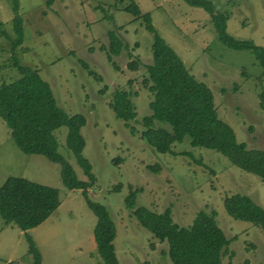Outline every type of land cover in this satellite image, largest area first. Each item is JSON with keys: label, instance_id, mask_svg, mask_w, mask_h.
<instances>
[{"label": "rangeland", "instance_id": "obj_1", "mask_svg": "<svg viewBox=\"0 0 264 264\" xmlns=\"http://www.w3.org/2000/svg\"><path fill=\"white\" fill-rule=\"evenodd\" d=\"M134 1L141 11L150 12L152 25L189 72L210 88L217 114L231 126L236 140L264 150V111L258 97L264 92V74L254 55L224 46L201 7L184 0ZM210 1L215 9L228 14L227 33L264 47V0ZM127 2L18 0L23 24L18 59L38 70L58 106L69 114L84 115L82 155L96 178L85 192L68 189L59 164L40 154L22 152L0 118V185L8 176H19L58 189L56 209L42 223L26 230L39 250L40 264H102L93 237L96 218L85 193L103 204L114 222L113 245L119 264H170L162 253L165 243L141 226L125 207L129 185L141 188L136 194L137 205L157 212L169 206L173 221L179 225L190 224L199 209L214 210L219 227L229 239L221 264H264L262 230L228 216L222 203L225 194L242 193L264 206L260 178L212 149L190 146L187 137L172 145L174 154L157 152L140 137V120L149 113L150 93L142 78L144 65L151 61L152 38L141 19L123 10ZM12 16L10 1L0 0V22L11 36ZM115 28L127 42L132 58L140 61L135 71L126 66V51L113 56L115 69L100 48L107 43L106 32ZM9 55L8 40L0 36V82L19 76ZM116 87L133 92L137 114L128 125L107 104ZM65 134L64 126L55 130L57 151L71 164L77 178L85 180L65 146ZM184 150L190 155L180 154ZM148 165L157 167L156 171ZM116 184H120L118 189H114ZM27 248L23 231L4 224L0 216V264H32Z\"/></svg>", "mask_w": 264, "mask_h": 264}, {"label": "trees", "instance_id": "obj_2", "mask_svg": "<svg viewBox=\"0 0 264 264\" xmlns=\"http://www.w3.org/2000/svg\"><path fill=\"white\" fill-rule=\"evenodd\" d=\"M9 1L13 13L12 36L3 28L2 22L0 36L8 40L9 61L19 76L8 82H0V118L22 152L40 154L58 163L64 186L68 189L81 188L85 192L96 180L88 159L82 155L85 140L80 129L85 124V117L82 113L69 114L58 106L49 84L40 77L38 70L19 61L17 49L23 41L22 17L18 13V0ZM184 1L203 8L219 41L228 48L251 52L264 74V47L252 39L237 38L227 33V13L215 9L210 0ZM123 10L135 19H141L152 38L151 61L144 65L145 75L142 78V85L150 93L149 113L140 120V137L155 151L170 154L175 153L172 145L187 137L190 146L212 149L264 183V150L248 147L245 142L236 140L231 126L218 116L210 88L189 72L174 49L158 34L151 23L149 11H141L134 0H128ZM106 38L107 43L100 48L113 67L117 69L113 56H118L124 50L129 57L127 68L137 70L140 61L137 57L132 58V52L117 28L108 30ZM81 64L87 69L84 62L81 61ZM87 71L93 74L91 70ZM99 92L103 93L104 88ZM132 96L131 90L116 87L110 92L107 103L125 125L134 120L137 114ZM258 97L259 106L264 111V92L260 91ZM61 126L66 127L65 146L72 153L85 180L77 178L71 164L57 151L55 130ZM180 154L190 155L185 150ZM115 160L118 162L120 157ZM148 167L153 171L157 169L152 165ZM119 187L120 184L114 185V189ZM140 189L129 185L124 197L125 207L131 210L141 226L158 241L165 243L162 253L168 257L170 264H221L229 239L219 227L214 210L199 209L190 224L179 225L173 221L169 206L157 212L137 205L136 194ZM85 196L96 218L93 237L101 263L119 264L113 245L114 222L103 204L91 200L86 193ZM222 203L228 216L248 221L258 226L264 234V206L242 193L225 194ZM58 205V189L55 187L19 176H8L0 185V216L4 224H13L23 231L32 264H40L41 257L26 230L42 223Z\"/></svg>", "mask_w": 264, "mask_h": 264}]
</instances>
